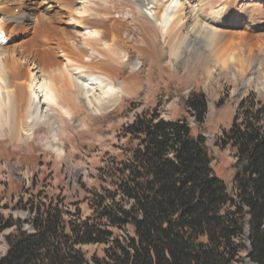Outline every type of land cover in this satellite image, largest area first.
I'll return each mask as SVG.
<instances>
[{
    "label": "trees",
    "instance_id": "trees-1",
    "mask_svg": "<svg viewBox=\"0 0 264 264\" xmlns=\"http://www.w3.org/2000/svg\"><path fill=\"white\" fill-rule=\"evenodd\" d=\"M185 104L202 125L205 96L193 93ZM263 121L264 102L250 93L223 129L220 146L235 159L228 185L186 118L142 112L124 127L129 146L109 168L111 188L96 193L91 215L67 218L61 201H39L26 209L28 232L0 213V236L16 229L5 237L0 264H237L244 251L264 264ZM126 226L132 234L113 232ZM87 244H104L103 256L88 258Z\"/></svg>",
    "mask_w": 264,
    "mask_h": 264
},
{
    "label": "rangeland",
    "instance_id": "rangeland-1",
    "mask_svg": "<svg viewBox=\"0 0 264 264\" xmlns=\"http://www.w3.org/2000/svg\"><path fill=\"white\" fill-rule=\"evenodd\" d=\"M207 1L205 13L209 9ZM77 2L75 7L81 9V2L92 4L93 1ZM136 2L139 1L107 0L97 1L95 5L101 16L109 21V25H125L124 31L119 33L124 39V46L119 49L127 57L126 60L119 59L114 66V72L118 75L114 77V81L120 85L121 80L138 75L141 88L136 93L121 97L117 105L104 109L101 113L79 104L78 110L73 111L71 116H66L63 112L65 103L61 102L64 100L57 99L59 105L46 109L54 127L53 132L57 134L56 140L45 124H41L36 129V134L30 138L25 134H30V131L21 132L17 140L11 138L6 127L0 130V213L4 217L11 216L20 220L23 230L32 231L29 225L31 214L26 209L39 201H61L63 209L69 213L67 218L75 219L77 213L81 219L91 215V207L97 201L96 193L101 194L104 189L111 188L113 179L108 176L109 168L118 164L126 154L129 145L124 127L145 111L156 112L166 120L186 118L193 132L204 137L214 173L230 185L234 175L233 150L230 146L222 148L219 138L223 129L230 127L242 98L254 93L257 99L264 102V27L252 26L245 19L235 24H223V27L233 28V31L252 32L260 38L257 36L250 40L251 45L254 43V51L259 53L258 60H254L251 68L240 70L238 66L236 68L228 63L225 69H221L209 57V49L201 47L197 42L190 41L181 45L180 55L177 58L172 57L170 46L175 39L163 41L160 29H156L139 15ZM211 2L217 8L222 3L230 4L231 0ZM55 7L59 11V7ZM236 7L242 8L246 13L252 11L257 17L264 15V0H238ZM64 20H69V17L66 16ZM32 21L30 18L29 33L17 35L15 39L12 35L9 40L18 45L29 38L34 39L33 49L38 52L40 67L45 69L49 67V56L46 52L48 45L52 46L49 52L51 58L57 59L60 54L58 55L54 47V41L63 39L65 34L79 38L78 40L82 37L80 33L82 34L83 29H67L64 34L61 29L49 30L46 36L45 32L34 31L36 24ZM59 26L67 27L66 24ZM142 32L149 36L151 50L155 54L141 51L138 42ZM114 33H117L116 27ZM235 40L238 44L243 43L244 39L238 35ZM239 48L241 50L238 53L244 55L247 47L241 44ZM87 53L85 57L90 62L86 73L97 74L99 71L92 66H100L98 55L91 50ZM59 60L62 58L59 57ZM110 68L112 67H108ZM193 93L204 95L207 102V112L200 126L196 125L185 104L186 99ZM4 111L8 115L7 107ZM262 124L264 125V121ZM38 194H42V199ZM15 232V228H8L1 234L0 256L7 250L5 237ZM113 232L128 236L132 234V228L126 226L122 230L113 229ZM103 248L104 244H87L81 247L88 258L92 255L102 257ZM237 264H253L247 251L243 252L242 259Z\"/></svg>",
    "mask_w": 264,
    "mask_h": 264
},
{
    "label": "bare ground",
    "instance_id": "bare-ground-1",
    "mask_svg": "<svg viewBox=\"0 0 264 264\" xmlns=\"http://www.w3.org/2000/svg\"><path fill=\"white\" fill-rule=\"evenodd\" d=\"M92 1V4L81 2L82 7L78 9L75 7L77 0H0V130L6 127L13 140H17L21 132L26 131H30V134H25L32 137L41 124L49 127L56 140L57 134L53 132L54 127L46 109L59 105L57 99L64 100L61 103H65L63 112L66 116L78 110L79 104L101 113L117 105L121 97L132 96L141 88L138 75L121 80L120 85L115 83L117 73L114 72V66L119 59L126 60L127 57L119 49L124 46V39L119 33L124 31L125 25H109V21L95 8L97 1L107 0ZM138 1L139 15L160 29L163 41L175 39L170 46L172 57L177 58L181 52L180 46L191 41L209 49V57L221 69L231 63L243 70L251 68L254 60H258L259 53L254 51V43L251 45L250 42L258 35L252 32L239 33L233 31V28L223 27V24L239 23L242 19L252 26L264 27V20H261L264 15L257 17L252 11L246 13L242 8H237L238 0H231L230 4L222 3L217 8L211 0ZM205 1L209 2L208 13L204 12ZM55 5L59 11L55 10ZM66 16L69 20H64ZM30 18L36 24L34 31L45 32L46 36L49 30L61 29L64 34L67 29H83L80 33L82 37L78 40L65 34L61 39L60 35V40L54 41V47L60 54L57 59L51 58L49 52L52 46L47 43L49 65L45 63L49 67L45 69L40 67L38 52L33 49L34 39L29 38L18 45L9 40L12 35L15 39L31 31ZM64 24L67 27L59 26ZM115 27L117 33H114ZM108 33L111 35L108 36ZM238 35L244 39L243 43L237 44L235 39ZM148 37L142 32L138 43L141 51L152 55L154 51L151 50ZM241 44L247 47L244 55L238 53ZM88 50L98 55L101 64L92 68L100 73H86L90 62L85 57ZM6 107L8 115L4 111Z\"/></svg>",
    "mask_w": 264,
    "mask_h": 264
}]
</instances>
